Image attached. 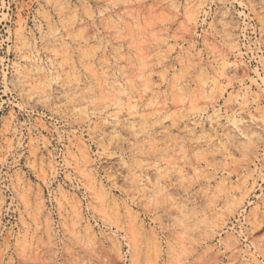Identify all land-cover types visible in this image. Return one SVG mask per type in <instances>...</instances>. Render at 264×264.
<instances>
[{
    "label": "rangeland",
    "instance_id": "rangeland-1",
    "mask_svg": "<svg viewBox=\"0 0 264 264\" xmlns=\"http://www.w3.org/2000/svg\"><path fill=\"white\" fill-rule=\"evenodd\" d=\"M0 264H264V0H0Z\"/></svg>",
    "mask_w": 264,
    "mask_h": 264
},
{
    "label": "bare ground",
    "instance_id": "bare-ground-1",
    "mask_svg": "<svg viewBox=\"0 0 264 264\" xmlns=\"http://www.w3.org/2000/svg\"><path fill=\"white\" fill-rule=\"evenodd\" d=\"M231 119H232V121H235V117H232ZM92 173H93V172H92ZM144 185H145V184H144Z\"/></svg>",
    "mask_w": 264,
    "mask_h": 264
}]
</instances>
